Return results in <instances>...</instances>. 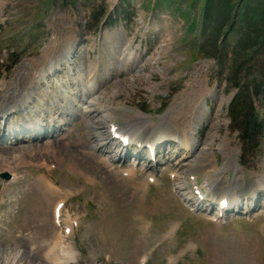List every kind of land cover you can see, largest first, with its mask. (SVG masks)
<instances>
[{"label":"rangeland","instance_id":"obj_1","mask_svg":"<svg viewBox=\"0 0 264 264\" xmlns=\"http://www.w3.org/2000/svg\"><path fill=\"white\" fill-rule=\"evenodd\" d=\"M188 2L0 0V100L34 92L0 130V164L10 167L0 175L11 177L0 178V264H264V142L251 165L239 162L227 117L234 91L196 53L198 29L188 25L200 6ZM62 51L80 63L82 80L67 64L50 68ZM134 114L154 125L165 116L199 152L183 158L179 139L153 135V166L136 141L125 155L106 129L132 126ZM214 173L236 187L230 195L261 191L249 213L241 205L218 222L204 211L208 202L186 201L196 202L188 176L207 194L201 184Z\"/></svg>","mask_w":264,"mask_h":264},{"label":"trees","instance_id":"obj_2","mask_svg":"<svg viewBox=\"0 0 264 264\" xmlns=\"http://www.w3.org/2000/svg\"><path fill=\"white\" fill-rule=\"evenodd\" d=\"M181 1H189L190 9L200 6L188 29L197 27L196 53L211 59L226 87L234 91L227 108L229 129L237 136L239 162L251 165L264 142V0L155 3L168 7Z\"/></svg>","mask_w":264,"mask_h":264},{"label":"bare ground","instance_id":"obj_3","mask_svg":"<svg viewBox=\"0 0 264 264\" xmlns=\"http://www.w3.org/2000/svg\"><path fill=\"white\" fill-rule=\"evenodd\" d=\"M62 52H63L62 57H61L62 58V62L60 63V62L57 61L56 63L50 65V68H52V67L54 68L55 66H58L60 64L61 65L67 64V67L72 68L75 71V74L79 78V81L82 80L83 74H82V72L80 70V63L79 62H76V61H71V59H69V56H68V51H62ZM42 75L43 74H41L40 76H42ZM29 82H30V84L31 83L32 84L35 83V81H33L31 79H30ZM19 90L21 91V89H19ZM15 92L16 91H12L11 94H9V96L7 98H5L3 100H0V110L3 109V108H10V107H12L13 104H18L17 99L26 98L27 100L23 103L24 106L22 105L21 106L22 108H20L18 110H17V108L20 105L19 106H16L15 108L10 109L9 111H4V112L0 113L1 118L4 115L7 116V118L4 119L5 125L2 127V130L4 129V127L7 124V120H8V117L10 115L9 113L20 112V111L24 110L27 106L29 107L30 104H31L30 97L29 96H32V93H34L32 87L29 90H25V92L21 94L22 97L18 93H17V95H15ZM197 92H198V90H197ZM195 97H197V96H195ZM90 100L91 101L88 102L89 103L88 106H86L85 109H84V111L86 113L91 112L92 107H93V103L94 102H93L92 99H90ZM196 100H195V102H196ZM189 108H190L189 106L186 107V110H184L185 114H188L189 113ZM128 117H130V119L133 122H135V123H131L132 126H129L130 124H129L128 121L123 122L125 124V126H126V127H124V130H126V131H124L122 129H118V127L115 124L112 123L114 121H111L109 123V126L106 129V133L109 134V135H111L112 138H115V137H113L115 134H122V135L126 136L128 138V143H127L128 145H130V143L132 141H136L135 142V145H138V143H139L142 146H148V158H147L148 159V164H152V162H155L156 161V158L154 157V147H155L156 140L154 141V143H150V141H149V137H151L153 135H160L161 136V138H159L160 141L161 140H165L167 137L168 138H172V143H174L175 140H178L179 139L178 142L181 143V144H183V147L186 150H188L187 153H185V155L183 156V158H186V156L188 154L189 155H192L191 154L192 152L193 153L195 151L199 152V150H200V148H197V150H195V148H196V142L192 138H190V135H191L190 132L188 133L189 135H187V132H185V133L183 132L184 134H182L179 130H173L170 126L167 125V121L165 120V116L161 118L162 119V122L158 123L157 125H154V124L150 123V121L148 120V117H146L144 115H141V114L129 115ZM125 120H127V119H125ZM183 122L184 121H180L178 119L177 124L179 125L180 123H183ZM189 122H191V121H189ZM133 124H135V125H133ZM16 127L19 128V129H22L19 126H16ZM112 127L115 128L113 130V132L111 131V128ZM22 130H24V129H22ZM131 137H133L134 140H132ZM124 147L126 148V146H123V148ZM26 150H28V149H26ZM199 159L200 158H196V160H199ZM153 165L154 164H152V166ZM228 165H230V166H226V169L225 170H228V169L230 170V168H231V170L234 173L235 172L237 173V169H236V165L235 164H233V168L231 167L232 166L231 164H228ZM198 167H200L199 164H198ZM227 167H230V168H227ZM5 168L6 169H10V167H9L8 164H5V165L4 164H0V169H5ZM120 172L124 173L127 176H131V177L134 175V172L131 171V170H122ZM175 177L174 178L177 179V176H175ZM190 177H193V180L192 181H191V178ZM148 178H152V177H148ZM188 178H190V181H191L190 183L193 185L192 186V192H193V195H194L195 200H196V202L194 203V205L197 203L196 206L197 207H200L203 202L204 203L205 202H208L209 203L206 207H210L211 205H213V206L215 205L214 210L211 211V214H213L211 216V219H214L215 221H218V222L221 221L226 216V212H227L226 210L230 211L229 213H233L232 211L237 210L238 208H235V207H237L238 204L239 205H243V206L245 205L244 206L245 207V212H244L245 215L247 213H249V211H250V205L258 197L256 195V193L257 192H261L260 190H256V189L252 188V186H251V188L253 190L252 193L254 194V195H252L254 197L253 198L251 197V199L249 198V196H248V198H243V199L239 198V196L242 195V191L241 190H238L236 192L237 194H239L237 196H234L235 194L230 195L231 191H234L236 189V187L233 186L231 183H229V181H227L226 179H224V177H223L222 174L214 173V175H211L210 177H207L206 176L204 178V179H206L205 181H207V183H202L201 184L202 190H204V192L208 194V199L209 200L208 199L206 200L207 194H203L200 190H198L194 186L195 184H193L196 181V178L194 176H188ZM16 179H17V176L15 174H13L12 181H15ZM151 181L154 182L156 180L149 179L147 182H151ZM46 182L47 181H43V187H49L52 190L61 192L60 190H58V189L55 188V185L51 184L50 182H48L46 184ZM226 184H228L229 187H226ZM259 187H260L261 190H264V183L262 185H260ZM199 191H200V193H199ZM203 195H205L206 197H203ZM248 199L251 200V201H249ZM222 200H228V205L230 204V207L227 206L226 209L225 208L222 209L221 206L219 205L220 201H222ZM59 202H63V200H61ZM64 225H65L64 232L65 233H68L71 230L72 223L67 224V225H66V223H64ZM62 251L64 253H66L64 250H62Z\"/></svg>","mask_w":264,"mask_h":264},{"label":"water","instance_id":"obj_4","mask_svg":"<svg viewBox=\"0 0 264 264\" xmlns=\"http://www.w3.org/2000/svg\"><path fill=\"white\" fill-rule=\"evenodd\" d=\"M0 177H1L2 179H5V180L10 179V176H9L7 173H3V174H1Z\"/></svg>","mask_w":264,"mask_h":264}]
</instances>
